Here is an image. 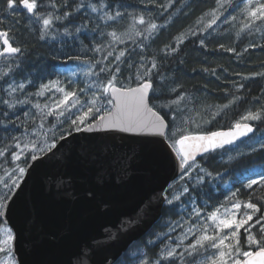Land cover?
<instances>
[{
  "label": "snow or ice",
  "instance_id": "6c2138e0",
  "mask_svg": "<svg viewBox=\"0 0 264 264\" xmlns=\"http://www.w3.org/2000/svg\"><path fill=\"white\" fill-rule=\"evenodd\" d=\"M139 3L144 9L149 5L161 9L160 16L169 9L187 14L181 12L185 7L183 0ZM229 9L237 15L225 16ZM221 17L223 23L230 25L239 20L237 39L242 34H264V0H215V7L155 52L152 45L173 22L172 13L160 24L156 14L137 9L126 0H0V130L6 134L0 138V264H25L17 250V234L7 225V217L37 168L52 159L66 163L77 159L95 165L104 158L120 164L138 156L147 142L164 145L173 176L154 190L136 217L123 221L118 231L140 223L150 208L167 206L168 211L178 210L188 219L181 215L180 221L166 222L163 226L167 231L146 234L154 238L144 240L143 248L127 249L112 261L105 258V264H264V195L256 194L257 189L264 192V170L257 174L258 178L237 175L233 185L240 183L241 187L233 190L225 185L227 195L223 202L204 216L201 214L207 204L198 202V196H208L223 179L221 173L209 171L202 161L218 150L234 151L226 146L239 147L237 142L242 138H253L257 125H264L262 97H253L259 106L246 109L227 129L200 131L204 124L226 115L244 97L233 94L225 104L207 105L195 93L182 90L183 85L169 69L173 59L177 71L183 65L180 53L191 37H198L199 46L207 48L206 40L212 35L209 30ZM125 22L124 30L118 31L115 25ZM21 25L40 41L62 37L60 43L69 49L78 41L80 53L68 54L67 59L82 66L84 86L79 87V78L63 80L59 76L39 85L28 77L17 80L26 49L12 33ZM87 33H92V37L86 44ZM128 41L135 45L131 50ZM120 44L125 47L117 49L115 46ZM257 46L264 48L250 43L243 51ZM219 48L242 55L236 47L220 44ZM88 52L106 55L93 59ZM61 55H65L63 50ZM109 57L113 60L109 61ZM122 65L130 70L129 75H124ZM202 71L215 75V69ZM254 75L264 77V72ZM29 86H35L36 91H27ZM244 87L243 83L235 84L236 93ZM172 95L174 99L163 100ZM34 96L47 100L43 104L33 102ZM24 105H31L35 112H23L21 120L16 110ZM48 117L55 120L49 121ZM81 133L89 136L81 138ZM109 134H122L120 140L128 141L126 151L118 150L115 144L96 143L100 135ZM256 144L264 150V133ZM243 155L229 156V161ZM104 176L103 167L95 169L97 186L104 184ZM74 179L70 172L57 173L48 178V187L71 194ZM242 189L246 199L241 198ZM82 195L89 203L103 209L109 207L98 187H87ZM177 227L181 232L173 237L171 233ZM106 232L108 239L117 238L111 230ZM90 260L86 245L69 264H90Z\"/></svg>",
  "mask_w": 264,
  "mask_h": 264
},
{
  "label": "water",
  "instance_id": "95a60500",
  "mask_svg": "<svg viewBox=\"0 0 264 264\" xmlns=\"http://www.w3.org/2000/svg\"><path fill=\"white\" fill-rule=\"evenodd\" d=\"M120 135H100L96 143L115 144L118 150L126 151L128 141L120 140ZM85 136L89 134H80ZM99 167L105 176L104 184L97 186L95 169ZM65 171L75 177L71 194L48 187L50 176ZM172 176L171 159L159 142L145 143L138 156L120 164L104 158L95 165L77 159L67 163L49 160L32 174L8 214L7 225L17 234L18 253L25 264H69L87 245L90 264H105V258L112 261L161 218L163 207L150 208L140 223L118 231L122 222L135 218L143 202ZM94 186L107 200V209L89 203L82 195L85 188ZM106 229L117 238L108 239Z\"/></svg>",
  "mask_w": 264,
  "mask_h": 264
},
{
  "label": "trees",
  "instance_id": "16d2710c",
  "mask_svg": "<svg viewBox=\"0 0 264 264\" xmlns=\"http://www.w3.org/2000/svg\"><path fill=\"white\" fill-rule=\"evenodd\" d=\"M126 3L135 6L137 9H143L146 12L150 11L156 14L157 23L160 24H163L165 22V17H167L169 13H172L173 22L167 29L161 31L158 39H156L155 43L152 45V52L163 47L164 44L171 42L173 36L189 26L194 25L198 16L208 9L215 7V0H183L185 7L181 9V12L187 13L186 15L177 13L174 9H169V12L160 16L159 13L162 10L153 5H149L147 9H144V6L139 3V0H126ZM79 22L78 20L77 23ZM5 24H7V21H5ZM220 24L221 23L218 21L217 24L213 26V29H210L212 35L211 38L206 40L207 48H201L199 46L198 37H191L189 40L185 41V44L182 46L183 51L180 53V58L184 60V63L183 65H179L178 71L176 70L178 66L175 59L169 63V69L171 72H174L178 82L183 85L182 90L195 93L207 105L225 104L233 94L244 97L234 108L228 110L226 115L217 117L209 124H204L202 128L199 129L200 131L227 129L246 109H254L259 106L253 102V97H262L261 102H264V77L254 75L255 73L264 72V48L257 46L249 48L247 52L243 51L245 46L247 47L249 43L264 45V34L254 33L251 36L242 34L241 38L237 39L236 35L232 33L223 34L221 32L223 27H221ZM228 25L229 24H226L224 28ZM218 27L220 28L218 31H213ZM14 32H16L17 40L19 39L18 42L26 49L22 65L23 71L18 77L22 79L31 77L34 85H39L41 82H44L43 79H41L42 77H48L49 79L56 77L58 73L57 68L59 66L62 64L66 66L72 62L67 59L68 54L80 53L78 41L76 44L71 45L69 49L68 46L60 43V40L64 38L60 37L57 38V40L40 41L36 35L28 32L23 25L17 30H14ZM86 35L88 36V40L84 42L87 44L89 40H91L92 33H87ZM220 44H224L226 47H236L237 52L242 53V55L238 56L235 53L225 52L219 48ZM128 45L130 46V50L135 47L131 41H128ZM59 46H64V58L61 57ZM137 52H139V49H137ZM87 55L89 56V54ZM121 67L123 68L124 75H129L130 70L123 65ZM204 68L210 70L215 69V75H212L211 71H202ZM194 69L195 71H193ZM242 77L250 78L242 79ZM37 78L40 79L39 83ZM239 83H243L245 87L240 93H236L235 84ZM35 89V86H29L27 91L34 92ZM174 98V95L166 96L163 100L167 101ZM157 102L159 103L160 101ZM16 111V114L19 115L21 108L18 106ZM193 130L197 131L195 128H193ZM256 133H264V125H257ZM13 134L16 133L13 132ZM5 135L6 134L0 130V138H3ZM250 141L251 140L247 138L237 143L239 147L230 146L235 149L234 151L218 150L216 153H213L207 161H202L204 167L209 171H212L214 174L221 173L223 175V179L218 181L219 186H214V190L210 191L208 196H198V202H206V209L218 205L227 194V190L223 187L224 183H229V187H232L234 190L235 188L241 187L240 183H235L233 185V181L237 175H247L254 168H261L264 170V150H259V148H257V151L252 152ZM239 153H245V155L229 161V156L237 157ZM205 191L209 190L205 188ZM242 193L243 197L241 196V198L246 199L247 195L245 190L242 189ZM256 194L264 195V192L257 189ZM180 215L181 213H179L178 210L168 211L167 206H164L161 218L147 233L150 231L165 232L166 227L163 225L166 222L180 218ZM146 234L138 241L134 242L129 249L133 251L137 246L143 248L144 240L154 238Z\"/></svg>",
  "mask_w": 264,
  "mask_h": 264
},
{
  "label": "rangeland",
  "instance_id": "374dc122",
  "mask_svg": "<svg viewBox=\"0 0 264 264\" xmlns=\"http://www.w3.org/2000/svg\"><path fill=\"white\" fill-rule=\"evenodd\" d=\"M239 2V0H237V3ZM211 9V8H210ZM209 10V9H208ZM207 10V11H208ZM206 11V12H207ZM229 13L230 14H232V15H237V12L235 11V10H233V9H229V11L227 12V13H225V16H227V15H229ZM241 19H242V17H241ZM223 20H224V17H221V20L219 21L221 24H220V26L221 27H223V30L221 31L223 34H227V33H232V34H234L235 35V33H236V31L238 30V27H239V20H237L236 22H234V24L233 25H228V26H226L225 28H224V26L226 25L225 23H223ZM115 27H116V29L118 30V31H123L124 30V28L126 27V22L125 23H121V24H117V25H115ZM220 28L218 27V28H216L215 30H213V31H218ZM27 30V29H26ZM109 30H111V29H109ZM210 31V30H209ZM29 32V31H28ZM210 32H212V31H210ZM14 33V36H15V38H16V40H17V35L15 34L16 32H13ZM31 33V32H30ZM205 35H208L207 33H205ZM58 38H60V37H58ZM62 38V37H61ZM19 40V39H18ZM48 40H52L51 38H49ZM97 42H99V40H97ZM19 43V42H18ZM20 44V43H19ZM250 44V43H249ZM252 44V43H251ZM124 44H120V45H116L115 47H117V49H119V48H124ZM248 46V45H247ZM246 47V46H245ZM88 54H89V56H91L93 59H102L103 58V56L104 55H106V53H96V54H93L92 52H88ZM116 53H114V55H115ZM108 60L109 61H111V60H113V57H109L108 58ZM105 63H107V61H105ZM73 73H75L76 75L74 76L73 75ZM59 76V78L60 79H63V80H67V79H76V78H79V80H80V84H79V87H83L84 86V77H83V74H82V66H78V64H77V62H75V61H72V62H70L69 64H67L66 66H64L63 68H60V69H58V73H57V75H56V77H54V78H51V79H56L57 77ZM49 80V79H48ZM47 80V81H48ZM47 81H45V82H47ZM35 91H36V89H35ZM34 91V92H35ZM21 99H23V95H21V97H20ZM32 100H33V102H35V101H40L42 104L45 102V100H47V97H32L31 98ZM50 102V101H49ZM21 108V112H20V114H19V116H20V119L21 120H23L24 119V116H23V112H25V111H31V112H35V109H33L32 107H31V105H24V106H22V107H20ZM23 109V110H22ZM73 111H75V110H73ZM16 113H17V111H16ZM61 119H63V118H61ZM48 120L49 121H54L55 120V117H48ZM262 133H256L254 136H253V138L251 139V141L249 142L250 144H251V146L252 147H256V148H259V145L258 144H256V139L258 138V137H260V135H261ZM262 171V169L261 168H254V169H252L247 175L249 176V177H251V178H258V176H257V174L259 173V172H261ZM0 174H2V173H0ZM225 185H228L229 186V183H224V186ZM223 186V187H224ZM224 189L226 190V188L224 187ZM227 195V194H226ZM225 197V196H224ZM224 197L222 198V201L221 202H223V200H224ZM216 206V205H215ZM214 206H211L210 208H207V209H205V211L204 212H202V216H204V215H206V212H208V211H211L212 210V208H213ZM181 215H184V219H188V216H187V214H181ZM181 215H180V218H178V219H175L174 221H180V219H181ZM174 221H172V222H174ZM166 231H167V228L165 229ZM180 232H181V229L179 228V227H177L176 228V230L174 231V232H172L171 233V235L173 236V237H175V236H178L179 234H180ZM136 249V248H135ZM146 250V249H145ZM134 251V250H133Z\"/></svg>",
  "mask_w": 264,
  "mask_h": 264
},
{
  "label": "flooded vegetation",
  "instance_id": "af4514ba",
  "mask_svg": "<svg viewBox=\"0 0 264 264\" xmlns=\"http://www.w3.org/2000/svg\"><path fill=\"white\" fill-rule=\"evenodd\" d=\"M12 35H14V33H12ZM16 41H17V43H18V40H16ZM18 44H19V43H18ZM19 45L21 46V44H19ZM59 49H60V50H63V52H64V46H62V47L59 46ZM61 57L64 58V55H61ZM61 66H62V67H61ZM61 66H59V67L57 68V71H58V69L64 67L63 64H62ZM22 71H23V69H22L21 71H18V72L16 73V79H17V80L22 79V78L18 77V75H19ZM30 78H31V77H30ZM31 79H32V78H31ZM37 79H38V78H37ZM41 79H43V81L45 82V81H47L49 78H48V77H46V78L42 77ZM32 80H33V79H32ZM39 80H40V79H38V83L40 82Z\"/></svg>",
  "mask_w": 264,
  "mask_h": 264
},
{
  "label": "bare ground",
  "instance_id": "6f19581e",
  "mask_svg": "<svg viewBox=\"0 0 264 264\" xmlns=\"http://www.w3.org/2000/svg\"><path fill=\"white\" fill-rule=\"evenodd\" d=\"M62 67V66H61ZM196 89V88H195ZM245 149V148H244ZM242 195H243V193H242ZM243 197V196H242ZM245 199V198H244Z\"/></svg>",
  "mask_w": 264,
  "mask_h": 264
}]
</instances>
